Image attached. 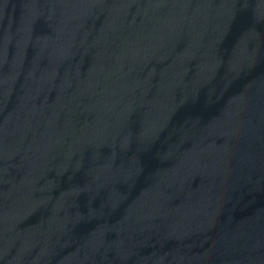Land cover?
<instances>
[{
    "label": "water",
    "instance_id": "obj_1",
    "mask_svg": "<svg viewBox=\"0 0 264 264\" xmlns=\"http://www.w3.org/2000/svg\"><path fill=\"white\" fill-rule=\"evenodd\" d=\"M0 264H264V0H0Z\"/></svg>",
    "mask_w": 264,
    "mask_h": 264
}]
</instances>
